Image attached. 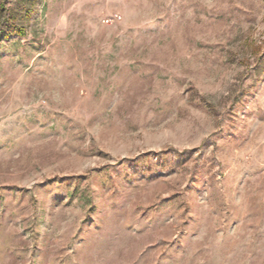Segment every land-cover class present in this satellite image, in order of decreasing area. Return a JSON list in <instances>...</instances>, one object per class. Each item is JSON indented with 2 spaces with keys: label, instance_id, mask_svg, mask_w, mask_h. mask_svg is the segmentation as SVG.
Returning <instances> with one entry per match:
<instances>
[{
  "label": "rangeland",
  "instance_id": "374dc122",
  "mask_svg": "<svg viewBox=\"0 0 264 264\" xmlns=\"http://www.w3.org/2000/svg\"><path fill=\"white\" fill-rule=\"evenodd\" d=\"M0 264H264V0H0Z\"/></svg>",
  "mask_w": 264,
  "mask_h": 264
},
{
  "label": "trees",
  "instance_id": "16d2710c",
  "mask_svg": "<svg viewBox=\"0 0 264 264\" xmlns=\"http://www.w3.org/2000/svg\"><path fill=\"white\" fill-rule=\"evenodd\" d=\"M17 32H18V34H20V35H22V36H24V34H25V32L22 31V30H18ZM3 33H5L4 30H3Z\"/></svg>",
  "mask_w": 264,
  "mask_h": 264
}]
</instances>
